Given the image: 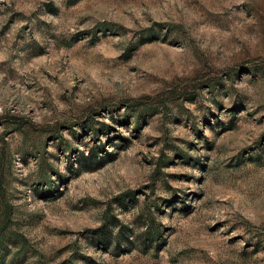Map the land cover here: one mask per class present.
I'll list each match as a JSON object with an SVG mask.
<instances>
[{"label": "rangeland", "instance_id": "rangeland-1", "mask_svg": "<svg viewBox=\"0 0 264 264\" xmlns=\"http://www.w3.org/2000/svg\"><path fill=\"white\" fill-rule=\"evenodd\" d=\"M0 264H264V0H0Z\"/></svg>", "mask_w": 264, "mask_h": 264}]
</instances>
